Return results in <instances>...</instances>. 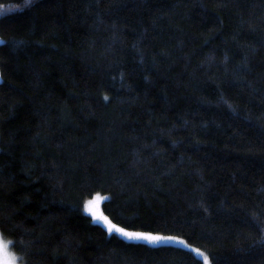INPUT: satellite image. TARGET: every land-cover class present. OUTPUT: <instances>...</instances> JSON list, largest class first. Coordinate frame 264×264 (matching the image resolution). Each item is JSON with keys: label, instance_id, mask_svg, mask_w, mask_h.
<instances>
[{"label": "trees", "instance_id": "trees-1", "mask_svg": "<svg viewBox=\"0 0 264 264\" xmlns=\"http://www.w3.org/2000/svg\"><path fill=\"white\" fill-rule=\"evenodd\" d=\"M0 40L19 264H264V0H0Z\"/></svg>", "mask_w": 264, "mask_h": 264}, {"label": "snow or ice", "instance_id": "snow-or-ice-1", "mask_svg": "<svg viewBox=\"0 0 264 264\" xmlns=\"http://www.w3.org/2000/svg\"><path fill=\"white\" fill-rule=\"evenodd\" d=\"M26 4H29L31 0H25ZM6 42L3 40H0V44H5ZM87 211L91 212L94 219L97 221L103 220L104 224L108 230L109 233H119L121 236L130 239V240H145L150 243H157L165 239H172L175 240V237H161V236H154L149 233L144 232H132L127 231L123 227H119L116 224L112 223L110 220H108L107 217L103 216L102 214H98V211L94 209L91 205L87 206ZM264 240V237L261 238ZM0 242L3 244V250H4V256L10 260L11 264H14L15 256L8 251L9 248V242L5 241L4 239L0 238ZM180 243H183V241H180ZM196 252H198L200 255H203V253L199 252V249H195ZM208 258L205 256V264H207Z\"/></svg>", "mask_w": 264, "mask_h": 264}, {"label": "rangeland", "instance_id": "rangeland-1", "mask_svg": "<svg viewBox=\"0 0 264 264\" xmlns=\"http://www.w3.org/2000/svg\"><path fill=\"white\" fill-rule=\"evenodd\" d=\"M103 195L102 194H99V193H96V194H93L91 197L87 198L84 202H83V210L86 214H88L92 220L100 225H102L103 227L106 228L105 224H104V221L103 220H100V221H97L94 219L93 215L91 212L87 211V206L91 205L94 209H96L98 211V214H102V211H101V202L103 200ZM104 216V215H103ZM107 229V228H106ZM116 233V232H115ZM119 234V233H117ZM151 235H154V236H161V237H167V238H170V237H175V236H167V235H162V234H157V233H149ZM120 235V234H119ZM121 236V235H120ZM123 237V236H122ZM0 238L4 239L1 235H0ZM125 238V237H124ZM176 239L175 240H172V239H165V240H162L160 242H157V243H174V244H180L178 242L180 241H183L181 238L179 239V237H175ZM127 239V238H126ZM5 240V239H4ZM145 241V240H144ZM148 242V241H147ZM150 243V242H149ZM194 250V249H193ZM8 251L10 253L11 250L8 248ZM195 251V250H194ZM196 252V251H195ZM198 253V252H197ZM13 254V253H12ZM199 254V253H198ZM14 255V254H13ZM15 256V255H14ZM202 256L203 258V261H204V264H205V257L203 255H200ZM14 264H19L16 256H15V260H14ZM207 264H209V262L207 261Z\"/></svg>", "mask_w": 264, "mask_h": 264}, {"label": "clouds", "instance_id": "clouds-1", "mask_svg": "<svg viewBox=\"0 0 264 264\" xmlns=\"http://www.w3.org/2000/svg\"><path fill=\"white\" fill-rule=\"evenodd\" d=\"M0 264H11L10 260H8L4 256L3 244L0 242Z\"/></svg>", "mask_w": 264, "mask_h": 264}]
</instances>
